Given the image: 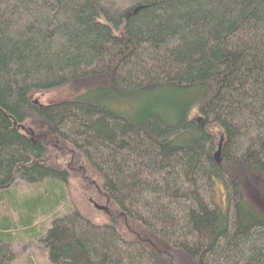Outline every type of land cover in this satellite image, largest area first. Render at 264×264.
<instances>
[{
  "label": "trees",
  "instance_id": "1",
  "mask_svg": "<svg viewBox=\"0 0 264 264\" xmlns=\"http://www.w3.org/2000/svg\"><path fill=\"white\" fill-rule=\"evenodd\" d=\"M57 150L108 224L57 213ZM46 180L0 214V264L37 228L49 264H264V0H0V201Z\"/></svg>",
  "mask_w": 264,
  "mask_h": 264
},
{
  "label": "rangeland",
  "instance_id": "2",
  "mask_svg": "<svg viewBox=\"0 0 264 264\" xmlns=\"http://www.w3.org/2000/svg\"><path fill=\"white\" fill-rule=\"evenodd\" d=\"M84 92L70 85L62 88L54 89L48 92L35 93L31 96L32 100L41 105H51L60 102L70 101L82 96ZM26 127H30L26 125ZM29 129V128H28ZM56 151V150H55ZM53 151L55 161L62 168L67 169L69 179L65 186L62 187L65 202L57 212L59 215H64L73 209L77 210L84 218L88 219L94 225H105L109 223L112 212L109 203L101 197L99 192L100 183L94 173H92L78 158L67 157L61 158L60 150ZM15 189L14 199L9 201H0V214L6 215L12 221H17L18 213L12 209V204H20L23 198H31L36 195L48 194V189L51 188L48 180L38 185H27L18 182ZM61 185V184H59ZM59 188V186H57ZM55 187V188H57ZM54 188V189H55ZM59 195L58 191H55ZM219 202H224L225 194L220 189L218 192ZM69 209V210H68ZM51 218H46L44 228H49ZM44 231L37 228L35 234L42 237ZM40 237L36 239L27 238L15 248V259L12 264H49L45 259V254L41 251Z\"/></svg>",
  "mask_w": 264,
  "mask_h": 264
},
{
  "label": "water",
  "instance_id": "3",
  "mask_svg": "<svg viewBox=\"0 0 264 264\" xmlns=\"http://www.w3.org/2000/svg\"><path fill=\"white\" fill-rule=\"evenodd\" d=\"M219 149H220V145L218 146V151H217V153L215 154V159H216V160H219Z\"/></svg>",
  "mask_w": 264,
  "mask_h": 264
}]
</instances>
